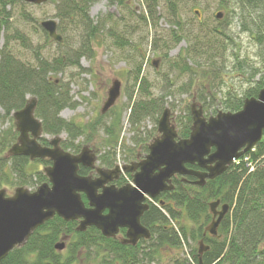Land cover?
<instances>
[{"label":"trees","instance_id":"16d2710c","mask_svg":"<svg viewBox=\"0 0 264 264\" xmlns=\"http://www.w3.org/2000/svg\"><path fill=\"white\" fill-rule=\"evenodd\" d=\"M49 1L58 3L55 17L59 19L58 32L63 36V42L57 43L66 48L64 53L52 58L43 56L40 46H33L31 39L10 23L12 15L7 7H26L27 3L0 0V38L1 32L5 31L4 46L0 49V119L10 124L0 134V190L25 187L34 191L48 182L43 167L50 165V160H31L25 156L5 154L16 143L19 135L13 114L25 107L28 98L37 99L36 116L42 122L45 135H67L65 139L62 137L61 146L64 150L79 154L84 147L81 139L89 145L94 141L95 134L102 131L104 138L101 146L106 152L99 156V165L106 169H113L116 165L121 140V114L117 113L109 123H103V116L83 124L64 119L61 112L66 108H74L76 102L70 95L69 85L56 78L71 67L89 71L82 68L80 60L94 56L93 43L103 29L101 19L95 21L90 16V8L95 0ZM127 1L118 0L124 6ZM167 1L170 14L166 19L171 26V38L163 45L166 50L163 56L168 59L169 48L185 41L186 46L171 61L172 70L177 71L178 76H188V83L178 89L190 96L195 93L197 100L207 104L205 111L208 116L217 115L220 111L211 103L215 101L213 93H207V89H204L210 83L209 76L198 71L212 69L217 63L225 66L227 40L231 39L227 29L233 21L232 14L238 19L241 30L250 33L260 45L264 55V0H221L219 5L224 8L225 16L218 22L219 26L203 22L200 10V15L195 11L198 21L195 26L178 15L180 0ZM146 4L147 12L152 17L161 16L157 11L158 0H146ZM22 14L26 21L32 19L26 12ZM65 23L68 29L78 31L77 45L69 42L64 34ZM40 24L34 28H41L45 42L50 41ZM108 32L113 38L117 35L115 31ZM115 39L114 44L120 48L124 47L125 50L130 47L131 43L123 37ZM17 41L21 47L31 51V60L25 61L16 55L14 44ZM151 45L153 50H159L157 38ZM134 51V68L130 70L133 89L127 91L128 101L132 103L128 107V121L134 134L131 138L133 148L125 149V145H120L124 152L128 150L131 155L130 158L125 157L126 161L138 159L140 154L136 153L137 150L149 152L148 143L154 139V131L141 135L139 128L148 119L158 122L166 109L168 96L172 95L169 91L157 97L152 95L149 79L142 74L145 55L137 47ZM257 72L249 74L248 83L256 78ZM196 82H202L201 89L193 92ZM253 82V86L239 94L228 91L217 107L222 108L223 112L241 110L247 98L257 97L264 88V76ZM114 111L112 108L109 112L112 114ZM177 123L179 139L189 138L193 124L190 107L186 106L185 115ZM41 143L49 145L45 137ZM187 166L200 170L198 165ZM91 171L81 166L79 173L86 176ZM132 178V174L127 173L116 184L118 187L127 185ZM196 180L194 176L177 175L172 179L173 190L148 200L149 209L141 222L150 230L151 238L143 239L135 246L106 238L95 227H89L84 232L77 231L78 221L67 222L55 216L39 227L25 245L10 252L0 264H81L85 261L87 264H264V136L254 149L241 156L222 175L208 179L202 187L195 184ZM82 198L87 205L84 194ZM216 200L228 204L230 211L222 220L217 235L213 236L205 231L213 218L209 204ZM60 241L65 243L62 251L56 248ZM200 241H203L206 249L203 253H199Z\"/></svg>","mask_w":264,"mask_h":264},{"label":"water","instance_id":"95a60500","mask_svg":"<svg viewBox=\"0 0 264 264\" xmlns=\"http://www.w3.org/2000/svg\"><path fill=\"white\" fill-rule=\"evenodd\" d=\"M21 1L33 5L48 2ZM196 13L200 15L199 11ZM216 17L222 19L223 12H218ZM40 25L51 39L63 42L55 19H46ZM153 64L157 66L156 61ZM121 87V81H112L101 108L102 115L116 105L121 97ZM36 108L37 99L29 98L25 107L13 114L19 136L8 154L31 160H50L51 164L44 168L48 182L34 191L18 187L13 196H8L6 189L0 190V263L55 216L67 222L78 221L77 231L80 232L95 227L106 238H115L120 228H126L127 237L123 244L135 246L141 239H150V230L141 222L149 209L148 200L173 190V177L194 176L197 179L195 184L202 187L208 179H215L227 171L264 136L263 88L257 97L247 98L237 112L220 111L216 116L206 118L203 108L192 104L193 124L187 139H179L171 112L165 109L158 124L160 136L150 144L145 158L106 169L98 165V156L88 146L79 154H72L61 147L62 139L58 136L49 140L50 146H43L39 140L44 131L41 120L36 117ZM187 165H198L200 170ZM81 166L92 169L96 175H81ZM122 173H132L133 181L118 188L113 182ZM209 207L213 218L205 232L216 236L230 206L221 205V201L216 200ZM203 244L200 241L199 253L206 250ZM56 248L62 251L65 243L59 242Z\"/></svg>","mask_w":264,"mask_h":264},{"label":"rangeland","instance_id":"374dc122","mask_svg":"<svg viewBox=\"0 0 264 264\" xmlns=\"http://www.w3.org/2000/svg\"><path fill=\"white\" fill-rule=\"evenodd\" d=\"M220 1L180 0L178 3V15L196 26L198 25V21L195 17V11L200 10L202 12L201 18L203 22H206L207 25L219 26L218 22L223 20L225 16L224 8L219 5ZM57 4L48 0L47 3L41 5L27 4L26 7H22L21 5L7 7V11H10L12 15L10 19L12 27L20 29L27 35L31 39L33 46H40L43 56L47 58L64 53L66 48L59 46L50 37V41L45 42L41 28L36 29L34 27H39L38 23L50 18L57 20L59 23V19L55 17ZM158 4V15H161L159 18L156 16L152 17L147 12L146 0H128L125 6L121 5L118 0H95L90 8V16L95 21L101 19L103 29L97 34L95 42L93 43L94 56L80 60L82 68L89 69V71H83L80 67H71L64 74L56 76V78L62 79L69 85L70 95L76 102L74 108H66L61 112V116L64 119L83 124L94 121L99 116H103V123H109L117 113L121 114V140L118 146L116 160V164L118 165L140 162L148 154L141 153L140 150H137L136 153L140 154L138 156L139 158L135 159V161H126L125 157L130 158L131 155L128 150L124 152V148L122 146L120 147V145H125V149L130 147V150H132L133 148L131 138L134 134L128 121L130 114L128 107L132 103L130 104L128 101L127 91L130 92L133 89L130 70L134 68L132 59L136 53L134 51L135 47L140 49V53L145 55L142 74L149 79L152 95L157 97L161 93L167 91L172 92V95L168 96V103L165 106L166 109L168 108L170 110L171 121L176 126L178 124L177 122L185 115L186 106L191 108L194 103L197 104V108L199 106L203 108L206 118H210L207 114L208 112L205 111L207 104L197 100L198 96L195 93L193 96H190L189 93H184L178 89L181 88V85L188 83V76H178V72L172 70L171 61L178 57V54L186 46V43L182 41L180 44L172 45L169 48L168 59H165L163 53L166 50L163 45L171 38V26L166 19L169 18L170 4L168 5L167 0H158ZM22 12H26L32 19L26 21ZM218 12H223L222 19L216 17ZM197 18L200 17L197 16ZM231 18L233 21L231 22L230 28L227 29L228 37L231 39L227 40L229 44H227L228 50L226 51L225 66L217 63L212 69H200L198 71L205 76H209L208 80L210 83L204 89H207V93H213L215 101L211 103L218 111H224L222 108H218L217 104L220 103L228 91L233 94H239L247 87L253 86L255 83L253 82L254 80H258L264 76V55H262L260 45L254 41L250 33L241 30L238 19L233 14ZM64 25L66 27L64 34L68 37L69 42L77 45L78 31L68 29L66 23ZM109 30L115 31L117 33L116 37L113 38L108 32ZM4 32H1L0 49L3 48L5 42ZM118 36L129 41L131 43L130 47L124 50V47L120 48L117 44H114V41L116 42L115 38ZM156 38L159 50H153V46L151 45L152 41ZM219 40L222 41L221 39ZM14 48L16 55L21 59L25 61L32 59L31 51L21 47L18 41L14 44ZM154 61H156L157 66L153 64ZM254 71H258V74L251 83H248L247 78ZM113 80L121 81V97L113 107L115 111L112 114L108 112L102 115L101 108L107 98L108 89L112 85ZM201 84L202 82L197 83L192 88V91H200ZM136 96L137 92L135 91L134 97L136 98ZM209 102L210 100L207 103ZM161 117L162 115L158 119V122L155 119L146 120L142 127L139 128L140 134L154 131V139L160 136L158 124ZM9 125V122L3 123L0 119V134ZM154 129H156V132ZM62 137L65 139L67 135L64 134ZM48 138L52 139L51 136H48ZM103 138V132L98 131L95 134L94 141L88 143L89 145L85 144L83 139H81V142L84 147L88 146L93 150L99 158L101 154L106 152L101 146ZM154 139L148 143L149 146ZM7 153L8 151L5 154L7 155ZM15 189H6L7 195L13 196ZM188 250L189 248L186 246V251ZM81 264H87V262L85 261Z\"/></svg>","mask_w":264,"mask_h":264},{"label":"flooded vegetation","instance_id":"af4514ba","mask_svg":"<svg viewBox=\"0 0 264 264\" xmlns=\"http://www.w3.org/2000/svg\"><path fill=\"white\" fill-rule=\"evenodd\" d=\"M19 134V133H18ZM19 136V135H18ZM46 138L47 140H48V143H49V140L51 139V138H48V135H43V137H41V139L39 140V142L41 143V140L43 139V138ZM62 142V141H61ZM42 144V143H41ZM43 145V144H42ZM43 146H50V144L49 145H43ZM62 147V146H61ZM118 164H116L115 165V167L117 166ZM123 165H126V164H123ZM122 165V166H123ZM119 166H121V165H119ZM114 167V168H115ZM113 168V169H114ZM91 174H93V175H96L95 174V172L92 170L91 171V173L89 174V175H91ZM126 173H122L121 175H120V177H119V179H117V180H115L114 182H113V184L116 186V187H118L117 186V184H116V182H118L120 179H121V177L122 176H126L125 175ZM130 174H132V173H130ZM133 175V174H132ZM122 187V186H121ZM118 188H120V187H118ZM126 237H127V229L126 228H120V230H119V233L117 234V236L115 237V238H113V239H118L121 243L126 239ZM141 240H143V239H141ZM141 240H139V242L138 243H140L141 242ZM137 243V244H138ZM123 244V243H122ZM136 244V245H137ZM125 245H129V244H125ZM133 246V245H132Z\"/></svg>","mask_w":264,"mask_h":264}]
</instances>
